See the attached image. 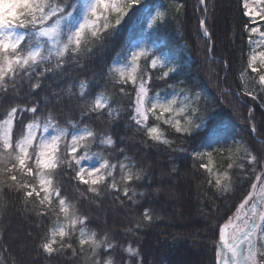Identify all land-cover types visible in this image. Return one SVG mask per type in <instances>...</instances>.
Here are the masks:
<instances>
[{"label": "snow or ice", "instance_id": "1", "mask_svg": "<svg viewBox=\"0 0 264 264\" xmlns=\"http://www.w3.org/2000/svg\"><path fill=\"white\" fill-rule=\"evenodd\" d=\"M5 4L9 5L7 10ZM198 4L202 6L197 9L202 12L199 28L211 60L209 6L206 0H198ZM243 6V15L249 18L245 22L248 51L243 53L247 62L240 79L243 95L255 101L264 93V0H245ZM183 8L180 0H169L167 8L161 5L153 15L143 0H0V96L11 94L15 98L0 116V210L5 207L3 194L7 190L31 207L38 228L47 222L37 245L43 253H71L87 264H116L110 253L119 247L127 257L123 264H142L133 241L152 222L148 209L123 228L128 237L126 245L109 232L90 229L87 215L80 210L83 200L95 201L106 194H115L122 205L136 204L144 195L136 187L142 171L126 155L113 162V136L98 132L89 123L93 119H118L121 109L113 106V96L107 91L93 93L86 80L51 96L41 97L39 93L46 80L64 74L70 61L80 62L89 38L103 46L119 32L118 26L135 18L142 38L130 41L126 37L106 74V83L119 86L113 87V92L130 101L129 126L146 137L142 141L146 147L171 146L174 141L168 138L169 129L180 135L205 129L207 120L201 112L207 109L200 108L201 94L168 84L176 71L175 62L149 43L170 13L179 15ZM92 51L94 48H87L88 53ZM224 64L227 71V61ZM155 72L170 92L153 91ZM248 81H253L251 89ZM25 86L34 99H24ZM248 112L251 122L253 111L249 108ZM153 120L156 123H150ZM207 129L203 133L205 150H195L191 155L194 161H201L198 167L208 174L209 186L218 194H227L237 178L234 172L250 181L233 215L214 225L218 227V239L213 241L215 264H264V159L235 138L229 143L225 126ZM252 132H256L255 127ZM119 151L124 153L122 148ZM225 152L230 161L227 168L214 170L213 153L223 156ZM65 182L74 195L66 194Z\"/></svg>", "mask_w": 264, "mask_h": 264}, {"label": "trees", "instance_id": "2", "mask_svg": "<svg viewBox=\"0 0 264 264\" xmlns=\"http://www.w3.org/2000/svg\"><path fill=\"white\" fill-rule=\"evenodd\" d=\"M180 2L184 5L181 14L172 11L166 22L152 34L149 43L175 62L176 71L171 74L168 84L201 94L200 108L207 109L201 112L207 120L205 129L194 130L191 135H180L169 129L168 138L174 141L171 146L151 145L149 141L151 146L146 147L142 142L146 137L137 133L134 126H129L130 110L127 106L130 101L121 98L118 91L113 92V87L119 86L106 83V74L125 38H129L131 32L137 41L142 38L135 18L122 27L118 26L119 32L103 46L94 44L89 38L80 62L70 61L64 74L46 80L39 93L41 97L51 96L53 92H61L73 83L86 80L93 93L107 91L113 96V106L121 109L118 119L111 122L93 119L89 123L98 132H108L113 136L116 141V150L111 156L113 162L126 155L129 162L142 171V179L136 187L144 195L137 198L136 204L125 202L122 205L115 194H106L95 201L83 200L80 210L87 215L90 229L101 234L109 232L126 245L128 237L123 228L148 209L152 222L139 231L133 241V246L139 248L142 264H215L213 241L218 239V227L214 225L224 223L233 215L247 194L250 181L234 172L237 178L227 194H218L214 187L209 186L208 174L198 167L201 161H194L191 155L195 150H205L203 133L208 130L207 126H225L229 143L235 138L246 144L258 158L264 159V93H260L255 101L244 96L240 79L247 62L243 53L248 51L245 22L249 18L243 15V0H206L210 13L207 26L213 47L211 60L206 39L199 28L202 12L197 9L202 6L198 0ZM143 3L153 15L161 5L164 8L169 6V0H143ZM89 47L94 51L88 53ZM225 61L228 63L227 71ZM158 74L152 75L153 91L170 92L164 81L156 78ZM253 86V81H248L249 89ZM128 89L131 91V85ZM34 98L28 95L25 86L24 99ZM14 102L11 94L0 96V116ZM249 108L253 111L251 122ZM76 118H79L78 112ZM253 127L256 128L254 135ZM121 148L124 149L123 154L119 151ZM173 148L186 151H173ZM229 162L227 152L223 156L213 153L214 170L224 171ZM64 188L68 196L74 195L69 183L65 182ZM3 200L5 207L0 210V264H87L84 258H73L71 253L49 256L38 250L39 237L48 227L47 222L38 228L37 217L31 207H26L16 193L5 190ZM110 254L116 264H123L127 259L119 247Z\"/></svg>", "mask_w": 264, "mask_h": 264}, {"label": "rangeland", "instance_id": "3", "mask_svg": "<svg viewBox=\"0 0 264 264\" xmlns=\"http://www.w3.org/2000/svg\"><path fill=\"white\" fill-rule=\"evenodd\" d=\"M244 2H245V0H243V5H244ZM3 7L5 8V10H7V8L9 7V5H7V4H5V5H3ZM130 36H129V40L130 41H137L136 39H134V34H133V32H131L130 34H129ZM165 55H167L166 53H164ZM168 56V55H167ZM169 57V56H168ZM243 211V210H242Z\"/></svg>", "mask_w": 264, "mask_h": 264}, {"label": "water", "instance_id": "4", "mask_svg": "<svg viewBox=\"0 0 264 264\" xmlns=\"http://www.w3.org/2000/svg\"><path fill=\"white\" fill-rule=\"evenodd\" d=\"M253 133V132H252ZM255 133H253V135H254Z\"/></svg>", "mask_w": 264, "mask_h": 264}]
</instances>
